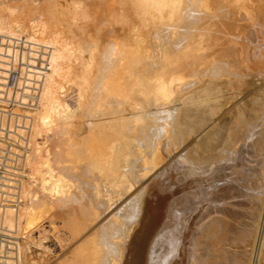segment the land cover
Listing matches in <instances>:
<instances>
[{
    "label": "bare ground",
    "instance_id": "obj_1",
    "mask_svg": "<svg viewBox=\"0 0 264 264\" xmlns=\"http://www.w3.org/2000/svg\"><path fill=\"white\" fill-rule=\"evenodd\" d=\"M189 3L0 0V90L1 84L8 85V76L15 70L18 88L14 99L26 105L10 111L22 123L18 130L23 138L17 141L22 144L21 154L14 159L16 168L18 164L26 167L22 168L26 179L19 190L22 202L17 210L6 206L3 221L25 229L24 224L28 227L31 220L53 210L66 230L59 233L54 215L49 218V229L57 242H71L65 252L54 255V250L52 253L43 244L46 229L39 224L36 227L42 230L32 242L42 249L40 257L27 256L26 241L25 264H170L169 255L184 249L194 254L196 264H264V197L259 213L249 224L242 213L233 210L236 194L231 190L232 172L250 161L242 142L250 136L254 141L264 138V115L260 113L264 108L263 87L256 85L262 78L249 73L251 52L240 47L250 42L251 36L244 33L247 26L253 25L257 33L264 29V22L262 27L256 24L263 19L264 0H202L199 20L197 17L196 23L190 22L195 27L188 26L191 30L187 31L185 10ZM150 26H175L182 29L180 35L186 31L185 37L177 38L181 42L176 48L175 44L173 48L166 45L158 65L143 74L132 63L116 62L117 58L111 57L108 49L114 32L120 37L119 31L127 28L130 36H137L131 39L136 40ZM106 34L110 35L108 40ZM194 72H199V80L191 79ZM185 83L195 86L181 92ZM10 86L6 98L11 94ZM227 88H235L232 97L226 95ZM94 93H100L98 127L102 128L90 135L80 114ZM4 101L0 100L1 109L8 108ZM162 101L168 103L163 108H174L175 117L156 136L161 126L156 110ZM139 138L143 143H138ZM261 146L254 149L255 153L262 150ZM82 162L89 175L79 172ZM155 166V178L137 187ZM176 170L185 177L191 171L195 175H188L181 185L171 177L176 183L172 187L157 183L159 175L171 176ZM72 176L80 182L69 184ZM207 181V187L212 188L213 213L193 232L188 220L181 219L182 213L186 214L184 209L180 211L181 204L194 203L189 200L191 194L196 202L201 193L198 183ZM203 187L200 197L205 198L208 192ZM151 190L154 197L149 196ZM63 230L67 239L62 237ZM198 231L205 236L200 247ZM188 232L196 235V241ZM188 236L192 244L186 240ZM216 241L225 244L220 253L234 250L232 262L221 263V257L217 260L222 254H217ZM48 252L55 258L45 262Z\"/></svg>",
    "mask_w": 264,
    "mask_h": 264
},
{
    "label": "rangeland",
    "instance_id": "obj_2",
    "mask_svg": "<svg viewBox=\"0 0 264 264\" xmlns=\"http://www.w3.org/2000/svg\"><path fill=\"white\" fill-rule=\"evenodd\" d=\"M201 1L202 0H190V3L188 4V6L186 7V10H185V14L186 15H188V16H186V22H185V29L184 30H186V29H188L187 31H189V30H191V29H189L188 28V26H190V28H192V26H193V24H194V22H195V19H197V17H198V19H197V21L199 20V14L201 13L199 10H200V5H199V3L201 4ZM199 8V9H198ZM200 12V13H199ZM263 15H264V12H263ZM263 15L261 16L263 19L262 20H259L260 22H257L256 24H259L261 27H262V25H263V22H264V17H263ZM188 17V18H187ZM192 18V19H191ZM188 20H189V22H188ZM192 21H194V22H192ZM188 22V23H187ZM193 23V24H191V23ZM196 23V22H195ZM188 24V25H187ZM193 27H195V26H193ZM126 29V30H125ZM250 29H252V30H250ZM123 30V29H122ZM119 31V32H121L120 34V37H119V35L117 36V34H119V33H115L114 32V34H112L111 36H112V45H111V47H109V49H108V52L110 53V55H111V57H114V58H117V60H116V62H121V63H125V64H127L128 65V63H132L134 66H135V68L136 69H139V72H141V74H143L144 72L146 73V72H148L150 69H152V68H154L155 66H157L158 64L157 63H159V59H160V56H161V51L163 50V48L164 47H167L168 45H170L171 44V48H173L174 46V48H176V47H178V44H179V39H181L182 38V36H184V34L186 33V31H182L181 33H183V34H179L180 33V31L182 30H178V28H175V26L173 27V26H160L159 28H157L156 26H153V27H149V30L148 31H144V32H142V33H144L143 35H142V33H141V35L140 36H138V39H139V41H138V39H131V36H132V38H137V36H133V35H131L130 36V33H127V31H128V29L127 28H124V31ZM245 35L246 34H249L251 37H250V42L249 41H247V40H249V38L247 39L246 38V41L247 42H245L244 44H245V46H244V44L242 43V44H240V47H241V51H242V49L243 50H246V49H244V48H246L247 47V50H248V52H251V61L252 62H248V64H247V66H251L252 65V68L249 70V73L251 74V75H253L255 78H262L260 81H258L257 82V84L256 85H261L262 87H263V92H262V94H261V96H262V98H264V29L263 30H260L258 33L257 32H255V29H254V26L253 25H250V26H247L245 29ZM125 31H126V33H125ZM248 33H247V32ZM149 32V33H148ZM179 32V33H178ZM185 32V33H184ZM109 34V33H108ZM126 34V37L123 39V35H125ZM177 34H179V36H181V37H178V35ZM116 35V36H115ZM130 36V37H128V36ZM106 37V39H107V34L105 35ZM109 38H110V35L108 36ZM117 37H119V38H117ZM185 37V36H184ZM246 37H247V35H246ZM108 38V39H109ZM128 38H130L131 39V41L133 40L134 42H135V44H133V43H129L130 41H129V39L127 40ZM177 38H179V39H177ZM107 39V40H108ZM114 39V40H113ZM116 39V40H115ZM122 39H123V41H122ZM125 39H126V41H125ZM178 40V41H177ZM117 41H119V43H117ZM120 41L121 42H123L124 44H125V46H124V44L123 43H121L122 45H120ZM138 41V42H137ZM256 41H258L257 43H256ZM125 42H127V43H125ZM140 42V43H139ZM165 42V43H164ZM181 42V41H180ZM106 44H107V41L105 42ZM114 43V44H113ZM136 43H138V45H137V49L136 50H138V51H134L133 49L135 48V46H136ZM251 43H253V44H251ZM102 44V43H101ZM127 44V45H126ZM129 44H132V45H134V46H128ZM175 44V45H174ZM167 45V46H166ZM174 45V46H173ZM115 48H114V47ZM120 47V48H119ZM123 47V48H122ZM129 47H130V49H129ZM132 47V48H131ZM134 47V48H133ZM243 47V48H242ZM255 50V48H256V53H255V51H253V49ZM125 49V50H124ZM112 50H113V52H112ZM121 50V51H120ZM123 50V51H122ZM131 50H133V52L131 51ZM125 51L127 52V51H129V54H131V55H128V52L125 54ZM134 52H135V54H134ZM254 52V53H253ZM112 53V54H111ZM115 55H114V54ZM252 53L254 54V56L252 55ZM134 54V55H133ZM243 54H245V51L243 52ZM125 55V56H124ZM128 55V56H127ZM133 55V56H132ZM127 56V57H126ZM129 56H131L130 58H129ZM256 56V57H255ZM152 57V58H151ZM253 57H255L254 59H253ZM127 58H128V60H127ZM261 58V59H260ZM129 59H130V61H129ZM137 59V60H136ZM131 60H135L136 62H135V64H134V62H132ZM257 60H259V62L257 61ZM127 61H128V63H127ZM116 62H115V64H116ZM258 62V63H257ZM250 63H251V65H250ZM239 64V66L241 65L242 66V63H238ZM238 64H236V67L238 66ZM257 64V65H256ZM112 65H114V63L112 64ZM97 67H98V65H96ZM232 67H234L235 68V66H232ZM233 68V69H234ZM250 68V67H249ZM145 69V70H144ZM146 69L148 70V71H146ZM236 69V68H235ZM227 70V69H226ZM225 70V71H226ZM229 71L230 70H232V68H229L228 69ZM227 70V71H228ZM237 71V70H236ZM231 72V71H230ZM258 75V76H257ZM192 77V78H191ZM190 78L193 80L194 79V81H195V79H197V80H199V72L197 73H193V76H191ZM15 78H16V74L14 73H12L11 75L9 74V76H8V85H7V82L6 83H3V84H1V87L3 88H1V90H0V93L2 94V96L0 97V100L2 101V100H5L4 102L6 103V105H7V107L8 108H5V109H1L0 108V155H6L7 154V156L10 158V160L11 161H9V163H10V165H11V169H12V177H14L15 175H17L18 174V172L19 171H22V172H20V174H23L24 175V178L21 180V181H23V180H25L26 179V167H25V170H22V168L24 169V167H22V166H19V164L17 165L18 167H20L21 169L19 170V168L17 167H15V162H14V159H16V158H20V156H18V153L19 154H21V149H22V144H21V142H20V145L18 144V138H19V140H21V137L23 138V136L22 135H20V137H19V130L18 129H21V125H22V123L20 124V121L18 120V118H16V116L14 117L13 115H11V113H10V111H11V109L12 108H19V107H26V105L25 104H21L20 103V101H19V99L17 100V99H14V93L16 92V90H17V88H18V86L16 87V85H17V83H15ZM191 79L189 80V78L187 79V81H189V82H191ZM193 82V81H192ZM188 83V82H187ZM187 83H185V88L181 91V92H187V90L188 91H190L191 89H192V86L194 87L195 85L193 84V85H188ZM11 85V86H10ZM187 85V86H186ZM11 87L10 88V91H11V94L8 96L9 98H6L7 97V95L5 94V92H6V90L8 89V87ZM190 86V87H189ZM187 87V88H186ZM142 87H140V89H141ZM142 90V89H141ZM235 88H233V90L232 89H226L225 90V92H227V96L228 97H232L233 96V93H235ZM233 92V93H232ZM5 95H6V97H5ZM142 96L141 97H144V95L143 94H141ZM99 96H100V93H97V94H95L94 93V95H93V97L92 98H90L89 99V101L86 103V105L84 104L83 105V107H82V113L80 114V116H81V118L84 120V122H85V125L87 126V128H88V131H87V133H89L90 135H93L94 134V132H97V130H99V129H101L102 127L100 126V127H98V125H100V122H101V118H100V104H101V102H100V100H101V98H99ZM110 96V95H109ZM11 99V100H10ZM7 101V102H6ZM17 102V103H16ZM165 104H167L168 105V103L166 102V101H162V102H160V104L158 105L159 107H157V110H156V118H157V122H159V124H161V126L157 123V125H159L158 126V129H159V132L158 133H156V136H158L159 135V133H160V129H163L164 127H166V126H170V121L171 120H174V118H173V116L175 117V114L173 113V112H175L174 111V108H171V109H169V108H163L162 106L163 105H165ZM87 107V108H86ZM97 108H99V109H97ZM149 108L150 109H155V107H152V106H150L149 105ZM158 108H161V109H158ZM155 111V110H154ZM84 113V114H83ZM167 113V114H166ZM261 114H263L264 115V108L263 109H261V112H260ZM96 114V115H95ZM99 114V115H98ZM12 118H11V117ZM90 116H92V117H90ZM157 116H159V117H157ZM13 117L15 118V119H13ZM99 117V118H98ZM90 118H91V120H90ZM93 118V119H92ZM96 118H97V120H96ZM166 118V119H165ZM165 119V121H163V122H160V121H162V120H164ZM169 119V120H168ZM12 120V121H11ZM14 120V121H13ZM17 120L19 121V122H17ZM86 120V121H85ZM94 120L95 121H97V122H95V124H94ZM107 120H109V118L107 119ZM168 120V121H167ZM167 121V122H166ZM173 122V121H172ZM171 122V123H172ZM97 123V124H96ZM99 123V124H98ZM167 123V125H165ZM93 125H95V127H97V128H93ZM91 127V128H90ZM162 127V128H161ZM261 128H263V125H261L260 126V128L259 129H261ZM93 130H94V132H93ZM264 130V129H263ZM92 131V132H91ZM96 134V133H95ZM15 136H18L17 137V139H16V137ZM13 137H15V139L16 140H14V138ZM111 138V137H110ZM109 138V139H110ZM113 139V138H112ZM38 140H40V138L38 139ZM159 140H161L162 141V139L161 138H159ZM6 141V142H5ZM18 141V142H17ZM8 142V143H7ZM16 142H17V144H16ZM157 143H159V141L157 140L156 141ZM2 143V144H1ZM10 143V144H9ZM138 143L139 144H141V143H143V139L142 138H139L138 139ZM6 144V145H5ZM242 146L245 148V149H247L246 150V153H247V156L249 157V159H250V161L249 162H247V164H245L244 166H241V168H240V170H235L234 172H232V174L231 175H234V186H233V188H231V190L232 191H234V193L236 194L235 196H234V203H235V206H234V208H233V210L234 211H236V212H238V213H242V216H244V220L245 221H247L249 224L251 223H253L254 222V218H256V216H257V214L259 213V211H260V207L262 206V197H264V138L263 139H260V140H258V141H254V137L253 136H250V137H248V138H246V140H244L243 142H242ZM262 144V146L260 147V149H262V150H258L256 153H255V151H254V149L256 150V148H257V146H260ZM12 145H14V146H12ZM238 145V144H237ZM19 147H21V148H19ZM254 147V148H253ZM17 151H16V150ZM11 150V151H10ZM18 150H20V151H18ZM15 156V157H14ZM20 162V161H19ZM13 164V165H12ZM13 166V167H12ZM85 167V164L82 162L81 163V166L80 167H78V168H76V169H78L79 170V172H84V174H86V175H89V173L85 170L84 171V168ZM156 167V166H155ZM13 168H14V171H13ZM157 168L158 167H156L154 170H151L146 176H144L141 180H140V182L137 184V187H140L141 186V184H142V182L144 181V182H147V181H150V179L152 180V178L154 177L155 178V176L154 175H156V171H157ZM255 168V169H254ZM18 169V170H17ZM180 170V169H179ZM179 170H176L175 171V173H173L171 176H169V174L168 175H166V173L165 174H162V175H159V178H158V180H157V183H161L162 185H164L165 187H168V186H175L176 185V183H175V180L174 181H172L171 180V177H175V178H177L176 180H178V184H183L182 182L184 181V178L186 179V177L188 176V175H190V176H194L195 175V172L193 173L194 175H192V172L193 171H191V173H189V174H187V176L185 177V176H183L182 174H180L179 173ZM254 170V171H253ZM75 171H77V170H75ZM181 171V170H180ZM240 171V172H239ZM23 172H25V173H23ZM77 173H78V171H77ZM234 173V174H233ZM175 174V175H174ZM14 175V176H13ZM178 176V177H177ZM166 177H168L167 179H166ZM174 178V179H175ZM76 179H79V178H77V177H70L69 178V181L70 182H68L69 184H76V181L77 182H80V179H79V181L78 180H76ZM168 180V181H167ZM86 181V180H85ZM159 181V182H158ZM181 181V182H180ZM24 182V181H23ZM143 182V183H144ZM67 183V184H68ZM170 183V184H169ZM224 183V182H223ZM169 184V185H168ZM175 184V185H174ZM204 186H202V185ZM207 184H208V181L205 183H198V186H200V189L198 188V190H200L201 191V193L198 195V200L195 202V200H196V197H192V194L190 195V197L191 198H189V200H194V203H193V201L191 202H187L186 201V205L183 203V204H181L182 205V207L180 208V211L182 210V209H184L183 211L184 212H186V214H183L182 213V217L183 218H181L182 220L184 219H186V222H187V220H188V223H189V225L191 226V230L190 231H193L194 232V229H196V227H198L199 225H200V223H203L204 221H206V220H208L210 217H211V215H212V209H213V204H210V203H213V200H211L212 199V193H211V191H212V188L211 187H207ZM82 185H84V183L82 182ZM85 186V185H84ZM193 187V186H192ZM191 187V188H192ZM202 187L204 188V190L206 191V192H208L207 194H205V198H207V200L205 199V198H203L204 196V191H202ZM175 188V187H174ZM173 188V189H174ZM183 188V187H182ZM171 189V188H170ZM172 189V190H173ZM181 189V188H180ZM72 190L74 191V192H77L78 190H77V188H74V186H73V188H72ZM208 190V191H207ZM211 190V191H210ZM152 191V193L150 192V195L149 196H155V194H154V190H151ZM193 192H195V191H193ZM205 192V193H206ZM203 193V197L201 196L200 197V195ZM195 195H197V194H195ZM206 195H207V197H206ZM193 196H194V194H193ZM210 198V199H209ZM24 199V198H23ZM200 199V200H199ZM201 199H203V200H201ZM207 201H205V200ZM264 200V199H263ZM201 201V202H200ZM191 203H192V206H194V204H195V206L192 208V206H190L191 205ZM204 203V204H203ZM207 203V204H206ZM209 203V204H208ZM203 204V205H202ZM207 205V207H205L206 205ZM238 204V205H237ZM197 205V206H196ZM188 206V207H187ZM209 206V207H208ZM191 207V208H190ZM212 207V208H211ZM186 208V209H185ZM191 210V211H190ZM197 212H196V211ZM183 211H181V212H183ZM50 212H52V213H50ZM50 212H47V214H45V216H42V215H44V214H42L39 218L37 217L36 219H33V220H31V225H32V221H33V226L31 227V225H29L28 227L26 226L28 223H26V224H24V227H25V229H26V241H27V245H26V247L28 246V251H27V248H26V254H27V256L29 257V258H33V256H34V258H37V256H38V258L40 257V252L42 251V249L40 248V247H37V246H34V244H33V242H32V237L34 238L36 235H38L39 233H38V231H40V230H42V228H38L37 229V227L36 226H38V227H40V225L39 224H41V226H43L44 228H43V230H45L46 229V232L44 233V234H46L47 236L45 237V239L43 240V244L44 245H48V247H50L49 249H50V251L51 250H54L52 253L54 254V255H57V254H60V252H65L66 250H67V248H68V245L70 246V244H71V242L70 243H68V240H65V241H67V243L64 241V240H62V242H57V239L55 238V235H53L54 234V232L52 231V230H50L49 229V227H50V216H53L54 215V217H55V222L57 223V225H55V226H57L58 228H59V231L61 230V229H64L63 227L61 228V220H60V218H58V216H56L57 215V213H55L53 210H51ZM192 212H196V213H192ZM190 213V214H189ZM56 214V215H55ZM194 214V215H193ZM230 214V213H229ZM188 216V217H187ZM198 216V217H197ZM54 217H53V219H54ZM229 217H230V215H229ZM246 217V218H245ZM192 218V219H191ZM197 220H196V219ZM39 219V220H38ZM201 219V220H200ZM191 221V223H190V221ZM36 221V222H35ZM41 221V222H40ZM241 221H243V218H241ZM60 222V223H59ZM143 222H145V221H143ZM30 223V222H29ZM35 223V224H34ZM55 223V224H56ZM194 224V225H193ZM198 224V225H197ZM143 223H141V225L139 226V231L140 232H142V228H143ZM188 225V224H187ZM194 227V228H193ZM32 229V230H31ZM40 229V230H39ZM65 230H66V228H65ZM28 231H31L30 233L28 232ZM49 231V232H48ZM51 231H52V233H51ZM65 232H67V231H64L63 230V232L62 233H64L65 234ZM193 232H188V235H192V237L191 236H188V238H186V240L187 241H189L191 238H194V240L196 241V235H193ZM59 233H61V231L59 232ZM190 233H192V234H190ZM27 234H31L32 236H29L28 237V235ZM57 234V233H56ZM67 234V233H66ZM62 235V237H64V236H68V234L67 235ZM204 234H201L200 233V231H198V236H197V238H198V247H200V242L202 241V240H204ZM52 237H54V238H52ZM61 237V238H62ZM191 237V238H190ZM69 238V237H68ZM200 238V239H199ZM202 238V239H201ZM63 239H67V237H64ZM192 240V239H191ZM191 240L189 241V242H191ZM200 240V241H199ZM69 241H71V240H69ZM193 241V240H192ZM65 242V243H64ZM64 243V244H63ZM188 243V242H187ZM60 244H62L61 245V247H60ZM191 244H192V242H191ZM191 244L189 245V243H188V246H191ZM214 244H217L216 245V250H217V252L216 251H212V252H216L217 254H219L220 253V249H223L224 247H225V244H221V243H219V242H214ZM221 244V245H220ZM57 245V246H56ZM59 245V246H58ZM67 247V248H66ZM39 248L41 249V251L39 250ZM188 248V247H187ZM190 248V247H189ZM188 249H186V251H185V249H184V254H183V252L182 253H178V252H176L175 251V253L173 252L172 254H170L169 255V261H170V258H171V261L172 262H170V264H173V262H174V264H196V257L194 256V254H192V252L191 251H187ZM190 250H192V249H190ZM199 250V249H198ZM38 252H39V255H38ZM194 252H196V250H194ZM197 252H199V251H197ZM230 252H233V253H230ZM52 253H50V252H48V254H44V258H46V261L45 262H50V261H52L54 258H55V256L52 254ZM37 256H36V255ZM42 254V253H41ZM50 254V255H49ZM177 254V255H176ZM220 254H222V253H220ZM229 254H232L233 256L231 257V255H229ZM48 255V257H51L52 255V258H49L48 259V257H46ZM172 255V256H171ZM224 254H222V255H217L216 257L218 258V257H221L220 259H221V263H225V260L227 261V262H232V258H236L235 257V252H234V250H230L227 254H225L224 256V258L225 259H222V256H223ZM229 255V256H228ZM36 256V257H35ZM181 256V257H180ZM193 256V257H192ZM226 256H228V257H226ZM54 257V258H53ZM172 257H173V259H172ZM231 257V258H230ZM43 258V259H44ZM176 258V260H174ZM192 258H194V259H192ZM209 258V261H210V257H208ZM230 258V259H229ZM48 259V260H47ZM229 259V260H228ZM193 260H195V261H193ZM217 260H219V258L217 259ZM224 260V261H223ZM223 261V262H222ZM44 262V263H45ZM234 262V261H233Z\"/></svg>",
    "mask_w": 264,
    "mask_h": 264
},
{
    "label": "built area",
    "instance_id": "obj_3",
    "mask_svg": "<svg viewBox=\"0 0 264 264\" xmlns=\"http://www.w3.org/2000/svg\"><path fill=\"white\" fill-rule=\"evenodd\" d=\"M14 71L10 74H16ZM9 160L7 154L0 155V264H25V229L20 226L17 229L15 222L9 226L3 221L6 206L12 205L17 210L22 202L19 190L24 175L19 171L12 177ZM9 194L13 196L10 198Z\"/></svg>",
    "mask_w": 264,
    "mask_h": 264
}]
</instances>
